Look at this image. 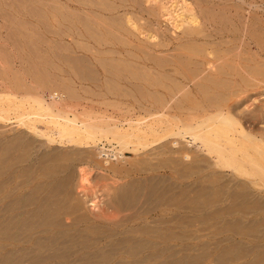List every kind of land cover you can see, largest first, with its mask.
I'll return each mask as SVG.
<instances>
[{
    "label": "rangeland",
    "instance_id": "obj_1",
    "mask_svg": "<svg viewBox=\"0 0 264 264\" xmlns=\"http://www.w3.org/2000/svg\"><path fill=\"white\" fill-rule=\"evenodd\" d=\"M92 1L98 6L97 8L100 7L98 4L104 2ZM170 1L160 2L168 3L171 13L176 11L175 16L177 12L181 13L179 6L176 9L175 3L171 5ZM197 1L202 3L205 10H209L212 14L216 13L215 16L220 18L213 19L219 26L213 25V22L208 34L215 35L212 28L217 30L220 28L221 33H224L225 28V33L228 30L239 32L237 17L240 15V19L242 16L245 17L244 21L247 18L248 26L251 28L253 53L256 45L264 46V0H208L209 3H206L207 0ZM176 2L181 4L183 0ZM184 2L193 6L195 0H184ZM2 3L0 8H6L7 10L4 8L2 10L7 12L10 10L11 16L17 18L15 19L18 20L17 23L23 21L24 30L19 28L20 32L42 33V24L39 23L38 18L34 19L27 12L25 15L24 12H16V10L13 16L14 10L12 9L11 12V7L6 3L7 8L5 3ZM60 3H62L61 13L65 18L67 17L62 20L66 21L62 22L65 31H68L66 28L71 27L73 22L75 24L72 25L75 27L79 25L76 29L79 34L74 33V26L70 28L73 30L69 29L73 33L65 32L66 36L69 35L64 43L68 42L69 45L66 44L67 51L60 52L61 58L56 61L65 72L63 76L67 79L69 77V83L77 81L74 83L79 85L78 87L82 85L80 82H83L85 87L83 89L93 85L88 88L90 92L91 89L96 92L98 87L109 90L112 84L117 87L119 80L121 83L123 77L126 78L125 74L128 70L127 66L124 67L125 64L130 65V63L124 62L125 64L122 65V57L112 52L115 56L108 52L107 56H104L105 52L104 55L99 54L93 48V43L87 41V37L79 36L84 35L85 25L76 24L74 16L83 11L86 15L88 8L85 5L79 4L76 0H68V2L61 0ZM20 13L23 15L20 16ZM223 14L227 20L233 22H230L232 26L229 21L223 19ZM6 15L10 14L6 13ZM6 15L5 18L0 15V31L7 33L11 28L10 30L18 32L16 27L22 25H15L16 21H13L11 16L7 18ZM168 17L167 20H160L161 32H166L168 36L181 35L184 29H175L169 20L171 17ZM85 34L88 35V32ZM75 37L78 39L74 43L72 40ZM141 39L147 41L146 36H141ZM214 40L219 41L216 38H213ZM225 40L230 41L228 38ZM76 41L80 42L82 47ZM157 41L152 40V42ZM205 44L204 41L194 43L196 47L202 49L208 47ZM234 44L239 45L240 42ZM77 45L85 52L79 50ZM86 47H90L87 48L88 50L93 49L88 51L84 49ZM180 48L174 49V54L172 52L169 55L152 54L158 61L156 63L169 65L175 62L176 65L179 64V68L182 66L188 72L193 64H188L184 61L185 57L179 55ZM143 49L146 51V47ZM35 52L34 57L32 51H25L22 54L24 63L21 61L17 66L21 71L30 68L31 64H36L39 58L37 56L40 54L43 61L42 52L39 51V55H35ZM100 55L102 59L116 60L111 62L117 66L121 65L123 69L120 66L118 68L121 72L126 70L123 73L117 71L119 76L116 77L119 80L115 79L116 77L113 79L114 72H110L112 64L107 63L110 60H106V65L110 67L105 66V69L112 74H108L107 70L103 72L104 68L101 70L105 61H100L102 60ZM116 57L120 58V61ZM163 57L169 58L170 62ZM259 57L256 58V62L258 61L256 70L260 68L263 71L264 59ZM33 59L36 61L32 62ZM21 63L24 69L20 66ZM129 65L128 69L131 68ZM167 69L170 70V66ZM261 70H258L259 73L264 75ZM72 73H75L74 76ZM103 76L107 77L105 79L109 82L110 79L116 80L117 85L114 82H111L112 84L105 82ZM125 78V84L121 83L118 87L123 89L124 93L121 89L113 87L115 91L122 92L123 94L119 93V96L123 97L115 99L112 96L107 98L105 96L100 102L102 100L107 103L118 99L134 108L139 107L140 103L139 108H141L142 104H147L145 103L147 101L152 103L155 100H164V96L156 95L145 81L130 79L132 81L129 82L130 80ZM176 83L174 81L172 87ZM148 87L150 90H146ZM162 90L160 92H163ZM84 91H78L81 97H78L77 92L76 98L80 99L82 104L97 108L94 102H98L95 100L98 97L88 95ZM126 91L127 95L130 92L135 93L127 97L124 95ZM256 91L263 94L259 97L262 101L256 102L251 112L256 109L264 116V108L260 106L264 102V85ZM149 93L153 98L148 95ZM182 97L181 99H184L183 95ZM191 101H185L183 107L185 108L186 104L188 107ZM194 101L201 105H197ZM194 101L192 106L195 104L199 108L203 107L201 100ZM232 102L231 106L238 105L237 101ZM147 106L150 107V103ZM154 107L150 111L154 110ZM139 108L135 113L146 114L145 110L140 112ZM241 108L240 115L248 111L250 113V110ZM256 110L253 115L259 114ZM38 127L40 130L47 128L45 124H39ZM189 140L170 138L145 151L142 150L138 155L128 152L126 160L112 161L103 157L99 149L50 144L27 128L15 123L0 122V264H264V193L255 191L251 193L253 194L251 197L247 189L241 185V181L229 177V172L221 173L214 168L208 170L205 161L208 157L201 150L200 144L193 142L187 144ZM81 169L86 170L89 179L84 186L81 184ZM93 198L96 199L92 203Z\"/></svg>",
    "mask_w": 264,
    "mask_h": 264
},
{
    "label": "bare ground",
    "instance_id": "obj_2",
    "mask_svg": "<svg viewBox=\"0 0 264 264\" xmlns=\"http://www.w3.org/2000/svg\"><path fill=\"white\" fill-rule=\"evenodd\" d=\"M60 1L0 0V7L3 2L6 7L8 5L11 10H14L12 15L15 14V10L16 12H27L34 19L38 18L43 28L42 33H39L40 31L32 32V34L26 31L20 32L19 28L25 26L23 21L17 23L18 20H15L17 18L14 15L15 18L11 16L10 10L7 12L4 11L6 8L2 7L3 10L0 8L1 16L3 15L5 18L6 13L10 14L8 16L16 21V23H12L22 25L16 27L19 30L18 32H16L17 30H10L11 28L8 29V32L5 31L7 33L0 31V122L15 123L20 127L27 128L50 144L86 146L99 149V153L103 157L112 161L126 160L128 152L138 155L142 150L145 151V149L170 138H177L181 141L190 139L187 144L199 143L201 150L208 157L205 160L207 161L208 170L214 168L221 171V173L229 172V177L241 181V185L250 194L255 191L264 193V116L256 109V112H260H258L259 114L253 115L252 113H255V110L251 112L254 104L259 102L261 100L259 97L263 95L256 91L264 85V75L258 71L261 69L256 70V63H258L256 58L260 56L264 59V46L258 45L257 47L256 45L253 53L251 49L253 41L251 42L250 39V36H252V34L250 35L251 28L248 26L247 18L244 21L245 17L242 16L240 19V15L237 14L240 26L239 32L243 31L244 34L240 35L238 31L228 30L229 28H227V33H225L226 28L223 30L224 33H221L220 28L218 30L212 28V31H215V35H213L207 32L211 29L213 19L218 17L215 16L216 13L212 14L209 10H205L206 8H203L202 3L197 0H195L193 6L184 2V0L181 4L177 3V0L173 2L169 0L171 5L175 3L176 9L179 6L181 13L177 12L176 16L174 15L176 11L171 13V7L168 6V3L160 2L161 0H102L103 3L101 1V4L96 3L100 5L99 8L92 0H76L79 4L88 8V11L85 10L86 15L83 11L82 14L79 13L74 16L76 24H84L83 31L88 32L89 35L79 28L84 33V35L80 34L79 36L87 37V41L93 43V48L99 54L104 55L105 52L106 55L104 56H107L108 53L112 52L122 57V65L124 62L130 63V65L124 63V67L127 66L126 69L128 71L130 69V73L125 70L127 72L125 74L126 78L123 77L121 83L125 84L124 78L128 81L130 79L145 81L146 83H144L148 84L156 95L161 94L164 96V100H155L152 103L145 99L147 104H142L141 108H139L141 106L139 103L140 106L137 108L140 109V112L141 110L146 111V114H141L135 113V110L138 109L130 106V104L122 103L118 99L115 100L120 97L119 93L122 95L125 91L118 88L121 84L117 78L121 72L118 68L119 66L122 68V66L112 63L113 59L111 58L107 57L110 60L108 61L102 59L101 55L99 56L102 59L100 61H105L101 70L104 68L103 72H106L107 69L105 68L112 64L109 67L115 71L110 70V72H114L113 79L117 76L115 79L119 80L118 85L116 80L110 79L109 82L105 79L107 78L105 76H103V79L107 83L114 82L117 85L116 87L111 83L110 86L112 87L110 89L115 87V89H121L123 93L119 90L115 91L114 88L112 91L105 88L106 91L104 87H98L99 89L93 87L97 88L96 92L93 89L90 92L88 88L93 85L83 89L85 88L83 82L79 81L82 85L78 87L79 85L77 86L74 83L77 81L69 83V77L67 79L63 76L64 71L56 61L61 58L60 52L67 51L66 44L68 42L65 41L66 43H64V40L69 35L66 36V33L73 30L70 28L74 26L72 25L74 20H71L73 22L70 25L71 27L66 28L68 31H65L62 22L65 23L66 21H62L65 17L61 13L62 3ZM21 14L23 15V13H20V16ZM8 16L7 18H9ZM168 16L171 17L169 20H171L175 29H184L183 32L181 31V35L168 36L165 34L166 32H161V29H159L161 28L160 20L166 19ZM229 20L226 19V21ZM216 22L213 25L218 24ZM232 23H230V26H232ZM78 26H74V33L77 32ZM21 30H24V28ZM141 36H146L147 41L142 40ZM213 38L219 41L215 42ZM227 38L230 41H226ZM76 39L78 38L75 37L72 41L75 43ZM152 40L157 42H152ZM77 41L76 43L82 47V44ZM87 41L85 40V42ZM200 41L206 42L207 45L205 44V46L208 47L204 48L205 46H202L204 48L202 49L194 45L195 42ZM234 42H240V44L237 45ZM135 43H138L139 46ZM79 45H77L78 49L85 52L83 48H79ZM141 45L146 47V51ZM83 47H85L84 43ZM87 48L90 47L84 49ZM178 48H180L179 52L182 53L178 52L179 55L185 57H183L184 61L193 64L190 67L191 70L186 72L187 69L182 66L179 68V64L176 65L175 62L169 65L156 63L158 62L154 59L156 54L169 55L170 52L174 54L173 51L178 50ZM92 49L87 50L91 51ZM139 49L143 50L140 51ZM182 50L183 52H181ZM25 51H32L33 57L35 51V55H39L38 52L41 51L43 61L40 54L37 57L41 60L37 58L36 64H31L30 68L24 69L21 63L20 66L24 69L21 71L20 67L17 66L21 61L24 63L22 54ZM184 51L186 52L184 53ZM112 56L115 55L112 54ZM165 58L163 57V59ZM118 59L120 61V58ZM167 60L169 61V58ZM34 61L36 60L33 59L32 62ZM106 62L109 63L108 66ZM128 65L131 68L128 69ZM168 66H170V70L167 69ZM171 67L174 68L171 69ZM110 72L107 70L108 74ZM261 72H264V69ZM117 73L118 75H116ZM67 74L69 73L67 72ZM72 74L74 76L75 73ZM108 76L110 77V75ZM174 81L177 83L172 87ZM95 83L97 82L95 81ZM149 87L146 90H150ZM74 88L79 89L78 91L85 90L88 95L98 97L95 100L99 103L94 102L98 107L94 108L80 103V99L78 100L76 96L78 95L79 98L81 96H79L77 89L78 94L76 95L77 92ZM141 88L143 89V87ZM162 88L165 90H162ZM161 90L163 92H160ZM127 91L124 94L127 97L135 93L130 92L127 95ZM86 93L83 94L87 95ZM150 93L148 95L152 97ZM182 95L186 100L181 99L183 98ZM105 96L106 98L115 97V101L106 103L101 100L100 102V99ZM188 100H201L204 105L201 108L195 104L192 106L191 101L190 105L188 104L189 106L186 107V104L184 108L185 101ZM232 101H237L238 105L231 106ZM148 102L151 108L147 106ZM194 102L201 105L197 101ZM260 106L264 108V102ZM153 107L155 109L150 111ZM240 108L246 111L250 110V113L248 111L240 115ZM184 110H187V113L183 112ZM39 124H45L47 126L46 130H40ZM80 178L82 186L89 181L85 169H81ZM95 199L93 198L91 202L93 203Z\"/></svg>",
    "mask_w": 264,
    "mask_h": 264
}]
</instances>
